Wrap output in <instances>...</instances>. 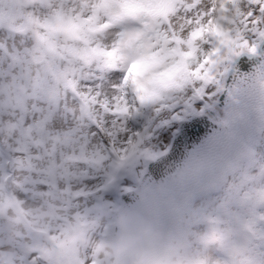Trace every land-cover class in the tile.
<instances>
[{"label":"snow or ice","instance_id":"1","mask_svg":"<svg viewBox=\"0 0 264 264\" xmlns=\"http://www.w3.org/2000/svg\"><path fill=\"white\" fill-rule=\"evenodd\" d=\"M28 11L23 28L0 20V264H202L241 235L264 248V0ZM101 12L97 35L73 32Z\"/></svg>","mask_w":264,"mask_h":264},{"label":"rangeland","instance_id":"2","mask_svg":"<svg viewBox=\"0 0 264 264\" xmlns=\"http://www.w3.org/2000/svg\"><path fill=\"white\" fill-rule=\"evenodd\" d=\"M150 3H169L170 0H147ZM31 3V0H0V20L5 22H11L17 28H23L29 23V11L28 5ZM86 19L88 15H91L90 12H86L82 14ZM98 18L94 22L88 25H84L83 28L73 29V32L79 34L80 37H93L97 35V33L90 32L88 29L92 26H99L101 24V17H103V13H98ZM105 31V30H104ZM60 38L61 44L67 43L74 48H83V47H94L95 42H87L85 39L78 38L75 35H69L64 31H61L57 34ZM67 37V39H65ZM58 51L60 48L58 47ZM227 56V50L225 49L224 56L221 57V60L217 62V64H212L211 61L215 59L216 54H213L212 57H209L208 61H205L206 68H214L219 70V64L223 62V59ZM96 61H94L95 63ZM204 69H201V74L203 73ZM126 160V163L133 159L135 153L129 149L126 152L119 154ZM257 160L264 161V148L258 151ZM258 171V168H257ZM255 174V173H253ZM41 211H46L42 205L37 206ZM259 229L257 228V231ZM100 229H94L90 232V240L96 239L97 241L100 239L99 236ZM237 249L238 251L232 254L226 253L223 250L212 249L209 251H201L200 252V260L202 264H224L223 262V255H229L233 259V264H244V261L248 257H254L257 261V264L264 259V248H262L259 244H246L243 236L237 237Z\"/></svg>","mask_w":264,"mask_h":264},{"label":"clouds","instance_id":"3","mask_svg":"<svg viewBox=\"0 0 264 264\" xmlns=\"http://www.w3.org/2000/svg\"><path fill=\"white\" fill-rule=\"evenodd\" d=\"M101 23H108V20L106 17H101ZM119 32V29L115 25H109L107 29L104 31V35L106 36L107 42L110 44L114 39H116L117 33ZM125 45L129 48L135 47L141 43V38L133 35L128 34L123 37ZM93 242H97L96 239L92 240ZM108 259L106 257L105 252H101L94 261H92V264H104V262Z\"/></svg>","mask_w":264,"mask_h":264},{"label":"water","instance_id":"4","mask_svg":"<svg viewBox=\"0 0 264 264\" xmlns=\"http://www.w3.org/2000/svg\"><path fill=\"white\" fill-rule=\"evenodd\" d=\"M126 203H129V204H131V203H134V201L129 197L127 200H126ZM119 229L117 228V231H118Z\"/></svg>","mask_w":264,"mask_h":264}]
</instances>
